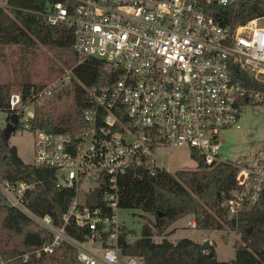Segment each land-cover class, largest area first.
<instances>
[{
	"label": "built area",
	"instance_id": "2783aa9c",
	"mask_svg": "<svg viewBox=\"0 0 264 264\" xmlns=\"http://www.w3.org/2000/svg\"><path fill=\"white\" fill-rule=\"evenodd\" d=\"M232 1L67 0L47 7L49 23L72 30L76 63L96 57L108 73L88 89L96 105L83 111L85 125L77 132L32 130L33 162L55 170L57 187L75 190L62 224L28 209L23 196L31 185L0 182L7 202L53 235L43 251L65 241L82 264H143L118 245L123 224L116 212L117 177L130 167L164 168L156 151L165 147L193 149L205 165L230 162L220 155V132L239 126L244 98L264 101V16L223 25L211 8ZM72 69L33 92L30 103L12 92L10 115L30 125L34 110L27 117L26 108L53 99L71 83ZM232 164L236 188L225 202L231 215L264 191L263 164ZM104 184L111 213L86 202ZM69 225L84 229L83 237L68 233Z\"/></svg>",
	"mask_w": 264,
	"mask_h": 264
},
{
	"label": "trees",
	"instance_id": "16d2710c",
	"mask_svg": "<svg viewBox=\"0 0 264 264\" xmlns=\"http://www.w3.org/2000/svg\"><path fill=\"white\" fill-rule=\"evenodd\" d=\"M66 1L6 0L0 5V44L31 46L41 43L71 48L72 30L64 24L49 23L45 15L50 4ZM210 12L221 24L234 27L264 16V0H233L226 6L213 5ZM72 71L71 83L53 99L36 107L30 119L31 131L42 127L73 134L85 125L83 111L96 105L88 89L104 82L107 66L102 59L89 57L73 65ZM42 86L23 82L19 89L22 103H30L32 93ZM11 93V83H0V111L6 112L7 119L11 113L8 105ZM244 100V104L250 102L247 98ZM22 126L23 123L18 121L15 130ZM190 153L197 161L194 169L169 172L165 168L142 165L130 167L117 177V208L140 210L144 218L140 235L133 240L128 237L134 231L123 225L118 238L120 249L124 254L140 257L143 264H264V191L256 202H246L231 215L225 202L236 188L237 168L231 162L205 165L193 149ZM0 182L31 185L23 196L28 209L40 216L49 215L58 226L75 194L72 187L55 185L52 167L25 163L16 147L2 138L1 129ZM107 189L104 184L95 190L87 198V204L111 213L103 201ZM188 215L193 216L196 229H229L237 233L239 239L234 243V258L220 261L212 247L206 250L199 241L188 237L170 240L169 227ZM66 230L77 238L83 237L84 229L76 230L69 225ZM156 235L161 239L155 240ZM52 239L48 230L10 205L0 191V264H82L77 260L74 247L65 241L51 252L43 251Z\"/></svg>",
	"mask_w": 264,
	"mask_h": 264
},
{
	"label": "rangeland",
	"instance_id": "374dc122",
	"mask_svg": "<svg viewBox=\"0 0 264 264\" xmlns=\"http://www.w3.org/2000/svg\"><path fill=\"white\" fill-rule=\"evenodd\" d=\"M6 0H0L4 5ZM77 57L71 48H58L41 43L31 46L23 44H0V83H11L12 92L19 91L25 81L35 84H46L65 70L73 67ZM71 101V97L68 102ZM36 107H39L36 105ZM33 105L26 108L27 117L36 109ZM6 112L0 111V129L7 122ZM239 126H231L220 132L223 141L220 155L232 163H248L264 165V103L250 101L241 109ZM9 143L17 149L18 155L25 163L34 161L33 133L25 121L21 129L13 131ZM157 164L167 171L178 169H194L197 161L191 157L190 149L186 146L165 147L156 151ZM82 186H87L84 182ZM120 222L134 232L128 237L133 240L140 235V228L144 218L137 209H117ZM150 219L153 216L149 215ZM193 216L188 215L173 223L168 230V237L175 241L181 237H188L201 244L208 240L220 261H229L234 258V243L239 235L232 230H199L191 226ZM180 225L179 227L175 226ZM170 227V228H171ZM175 227V228H173ZM204 238V239H203ZM160 240L161 236H154Z\"/></svg>",
	"mask_w": 264,
	"mask_h": 264
},
{
	"label": "water",
	"instance_id": "95a60500",
	"mask_svg": "<svg viewBox=\"0 0 264 264\" xmlns=\"http://www.w3.org/2000/svg\"><path fill=\"white\" fill-rule=\"evenodd\" d=\"M18 122V114L16 113H13L9 116V119L8 121L5 123V126L3 129H1V135H2V138L5 140V141H9V137L11 135V133L13 131H15V125L16 123ZM211 245V243L208 241V240H204L202 242V246L207 249L209 248Z\"/></svg>",
	"mask_w": 264,
	"mask_h": 264
},
{
	"label": "crops",
	"instance_id": "0c3cea01",
	"mask_svg": "<svg viewBox=\"0 0 264 264\" xmlns=\"http://www.w3.org/2000/svg\"><path fill=\"white\" fill-rule=\"evenodd\" d=\"M186 217H187V216H186ZM171 226H173V224H172ZM171 226H170V227H171ZM179 226H180V225H178V226L176 225L175 227H179ZM191 226L195 227V226H194V220H193V219H192V222H191ZM170 227H169L168 230H171V229H172V227H171V228H170ZM175 227H173V228H175ZM168 238H169V237H168ZM203 239H204V238H203Z\"/></svg>",
	"mask_w": 264,
	"mask_h": 264
}]
</instances>
